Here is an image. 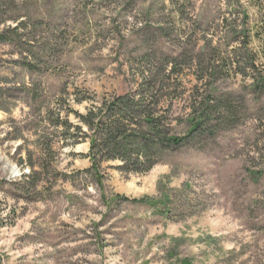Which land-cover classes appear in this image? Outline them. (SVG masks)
<instances>
[{
  "label": "rangeland",
  "instance_id": "374dc122",
  "mask_svg": "<svg viewBox=\"0 0 264 264\" xmlns=\"http://www.w3.org/2000/svg\"><path fill=\"white\" fill-rule=\"evenodd\" d=\"M125 95L145 172L82 123ZM0 264H264V0H0Z\"/></svg>",
  "mask_w": 264,
  "mask_h": 264
},
{
  "label": "trees",
  "instance_id": "16d2710c",
  "mask_svg": "<svg viewBox=\"0 0 264 264\" xmlns=\"http://www.w3.org/2000/svg\"><path fill=\"white\" fill-rule=\"evenodd\" d=\"M201 105L203 106L202 110L197 111L196 117L190 120L191 131L202 126L211 114L220 113L223 107L226 108V111H232L224 104L208 105L202 103ZM146 107H142L140 99H129L128 95H125L100 106L96 113L93 110H88L81 119L82 123L92 130L90 137L92 149L95 146H102V151H106L105 158L107 160L124 162V165H129L136 172L148 171L154 165L152 158L155 153H148L146 146H153L156 141L164 144L177 139L165 138L164 131L159 125L161 118L153 116L145 109ZM139 116L150 127L152 133H149L151 132L149 129L138 130L134 126L135 119ZM89 152L92 155L91 149ZM90 161L95 168L97 162H95L94 156L90 157Z\"/></svg>",
  "mask_w": 264,
  "mask_h": 264
}]
</instances>
